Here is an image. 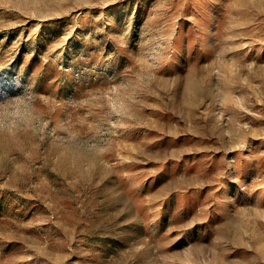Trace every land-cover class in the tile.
Instances as JSON below:
<instances>
[{"label":"rangeland","instance_id":"374dc122","mask_svg":"<svg viewBox=\"0 0 264 264\" xmlns=\"http://www.w3.org/2000/svg\"><path fill=\"white\" fill-rule=\"evenodd\" d=\"M0 264H264V0H0Z\"/></svg>","mask_w":264,"mask_h":264}]
</instances>
